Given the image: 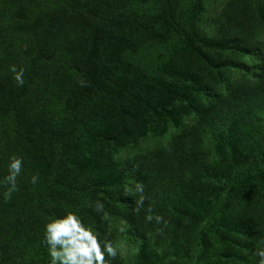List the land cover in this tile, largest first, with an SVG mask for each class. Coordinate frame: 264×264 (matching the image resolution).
<instances>
[{
  "label": "rangeland",
  "instance_id": "rangeland-1",
  "mask_svg": "<svg viewBox=\"0 0 264 264\" xmlns=\"http://www.w3.org/2000/svg\"><path fill=\"white\" fill-rule=\"evenodd\" d=\"M108 1H96L91 8L77 12L61 8L52 16L46 15L40 21L35 20V32L29 46H25L16 57L7 59L1 40L6 35L4 32L15 23L14 18L21 17V14H14L13 18L0 15V90L3 91V98L11 100L15 92L21 93V88L26 87L27 84L22 87L17 85L11 71L13 66L18 70L23 68V79L29 84L27 92L31 87L38 89L42 108L46 112L38 115V122L27 137L29 142L26 146L20 144L9 156L0 148V177L4 176L3 166L8 163L10 156L26 155L45 170L42 173L47 179L43 188L42 185H31L28 190L21 191V198L18 190L7 201L2 195L4 188L0 187V264H50L48 250L42 244L43 227L51 218L62 217L68 212L80 217L85 226L97 234L99 240L112 244L117 255H105L106 264H258V258L253 253L261 246L259 242L264 240V203L261 201L264 170L263 174H250L246 170L251 164L242 165L241 170L247 174L243 183L234 192L225 189L230 188L223 187L225 183L219 184L220 199L229 196L228 200L214 206L215 209H208L203 217L192 209L199 205L201 198L196 195L187 197L190 207L186 204L185 207H188L189 223H186L188 218L183 220L175 213L179 210L174 211L171 207L169 210L165 206L177 197L176 189L173 188L168 200L154 202L162 204L152 209L154 212L150 214L153 217L161 216L163 220L160 223H156L155 219L148 222L144 216L140 218L137 208H129L127 205L131 196L141 194L136 191L138 185L144 188L145 183L141 178L137 177L134 182L118 187L119 178L107 170L92 173L91 182L86 180V177L91 176L83 168L76 171L58 165L65 161L61 157L60 147L56 146L59 141L56 137L63 133L61 128L50 125L55 115L50 110L60 105L62 107L67 101L69 108L74 107L72 97L75 87L72 81L75 82L76 74L63 72L67 60H79L80 67L96 69L100 67L97 55H109L104 59L108 62L115 51L119 53L124 47L125 50L131 49L133 44H141L147 37H156L157 43L175 42V57L171 67H164L160 74L148 70H137L136 73L131 71L134 73L132 76H120L108 86L117 95L121 88L133 90L130 105L136 109V117L144 110H138L139 101H152L154 96L171 110L176 100L183 95L182 91H187L183 79L190 74V79L194 76L197 78L194 80H204L205 94L201 100L209 97L212 90L220 93V98L233 99L245 82L255 79V74L258 75L256 69L263 67L262 64L257 65L256 58L259 56L264 60V32L259 36L256 33L259 29L263 31L264 7L258 10L257 28L250 26L253 38L241 34L239 30H230L240 7L244 3L249 4L251 0H111L107 4ZM256 1L264 6V0ZM76 14L82 17L79 22ZM86 14L87 17H83ZM106 27L108 30H105ZM227 33L238 38L245 36L256 48V52L246 56L230 43L223 45L219 41L220 44H215L218 38H223ZM128 38L131 40L127 42ZM224 46L225 51L222 49ZM112 61L113 58L109 63ZM112 63L109 67H121L115 70L119 69V74L122 69H127L125 67H130L128 59H123L121 55L116 63ZM166 76H170L169 80L183 77L178 82L168 84L161 82ZM123 97L120 94L122 102ZM3 98L0 93V106ZM18 112L22 114L26 110L20 109ZM196 124L198 121L194 118L188 120L181 129H171V133L174 132L171 138ZM9 136L14 140L13 135L2 127L0 144L1 140L5 141ZM149 141L130 142L127 146L128 154L140 156L141 162L147 156L144 149ZM246 142L250 145L249 142L256 141L254 137L251 140L250 136ZM259 158L261 156L256 159ZM185 160L168 161L169 164L164 168L165 174L175 181V186L183 182L191 183L189 170H194L192 174L197 172L199 177L201 175L204 178L213 170L224 169L221 163L208 159H204L203 165L197 167L193 160L190 163ZM86 181L90 182L87 186L89 191L83 195ZM105 184L108 185L106 188ZM144 196L143 204L146 205L149 201ZM113 197H118L120 203H112ZM127 197L128 200L125 199ZM136 200L139 201V197ZM141 223H152L160 228L168 225L170 234L165 231L157 243L150 239L151 234L146 227H139ZM193 248L196 255L190 253ZM191 256L194 258L191 259Z\"/></svg>",
  "mask_w": 264,
  "mask_h": 264
},
{
  "label": "trees",
  "instance_id": "trees-1",
  "mask_svg": "<svg viewBox=\"0 0 264 264\" xmlns=\"http://www.w3.org/2000/svg\"><path fill=\"white\" fill-rule=\"evenodd\" d=\"M96 1L101 0H0V15L4 14L5 17L13 18L14 14H21V17L14 18L13 22L16 24L8 25L10 28L4 32L6 35L1 40L4 45L5 58L16 57L25 46H29V41L35 32V20L39 19L40 21L46 15L52 16L61 8L73 12L89 9L93 4H96ZM110 2L111 0L107 4ZM263 7V4L256 0H251L247 5L244 3L238 14L235 15L236 21L230 26V30H239L241 34H247L254 38L250 34V26L257 28L258 10ZM21 10L24 12L22 13ZM253 10L257 11L254 13ZM175 12L176 9L172 11L173 14ZM250 12H252L251 15ZM108 13H106L107 16H112ZM83 17H87V14ZM76 18L78 22L82 19L78 14H76ZM245 28L248 30L246 31ZM105 30H108V27ZM260 30L256 33L258 36L263 34L264 24L263 31ZM221 38L222 36L217 39L218 42L215 44L230 43L242 55L246 56L250 52H256V48L245 36L238 38L236 35L227 33ZM128 40L131 39L128 38L127 42ZM169 42L173 43V41ZM170 44L157 43L156 37L152 39L147 37L141 44H133L131 49L125 50L126 47H124L119 50V53L115 51L110 58V60L113 58L112 62L116 63L118 56L121 55L123 59H128V64H130V67L122 69L120 74L121 67H116L119 69L115 71V67H109L113 63H109L110 60L108 62L104 60L105 57H110L109 55H97L100 67L96 69L80 67L79 60H67L63 72L76 74L75 82L72 81L75 87L72 97L74 107L69 108L67 101L62 104V107L60 105L57 109L51 108L50 111L55 115L50 125L62 129L63 134L56 137L57 141L59 140L56 146L60 147L61 157L65 159L58 163L61 168L71 167L76 171H81L83 168L84 172L91 176L86 177L87 181L92 179V173L96 174L107 170L109 174L119 178L118 187L134 182L137 177L141 178L145 183V189L143 188L141 194L137 193L134 197L131 196L127 204L129 208L134 207L139 210L140 218L142 216L146 218L152 214L154 212L152 209L162 204L154 202L168 200L171 197L172 189L175 188L176 199L171 203H166L165 206H168L169 210L170 207L174 211L179 210L175 213L183 220L188 218L186 223H189L191 222L188 213L190 206L187 197L196 195L199 199L201 198L199 205L192 209L200 217H203L208 209H215L214 206H219L221 202L225 203L228 200L229 196L220 199L219 184L225 183L223 187L230 186L225 189L234 192L243 183V178L247 175L246 171L250 174H263L264 152L261 153V151L264 149V62H262L264 60L257 56V65L262 64L263 67L256 69L258 75L255 74V79L245 82L243 87L236 91L233 99L220 98V93L212 90L209 92V97L201 100L205 94L204 80H194L197 79L194 76L190 79V74L183 79L188 87L187 91H182L183 95L178 101L176 100L175 106L171 110L165 107L157 96H154L152 101L147 99L139 101L138 110H144L139 112V117H136V109L130 105L133 90L127 87L121 88L117 95V93H112L113 89L108 87L109 83L116 82L120 76H132L133 72L136 73L137 70L162 73L163 68L171 67L174 61L172 59L175 57V42ZM225 48L224 46L222 49ZM169 77L161 79V82L175 83L183 76L176 80H169ZM24 84H27L26 87L21 88V93L15 92L16 94L12 96L11 100L4 99L3 91L0 90L3 98V104L0 106V130L3 127L14 138L13 140L9 136V139L1 140L0 148L6 156H9L17 146L20 147V144L27 145L29 142L27 137L30 135L32 127L37 124L38 115L46 113L42 108L43 103L40 101L38 89L31 87L27 92L29 84L27 81H24ZM17 94L24 95L18 96ZM120 94L125 96L123 102ZM20 109H25L26 112L20 114L18 112ZM194 118L197 119L198 124L187 130H181V133H177L171 138L174 133H171V129L173 131L181 129L188 120ZM103 131L106 133H102ZM250 136L251 140L254 137L256 142H249V145L246 139ZM146 139L151 141L146 144L144 149L147 151L146 158L140 162V156L128 154L127 146L132 141L143 142ZM164 143H167L165 147ZM138 149L142 148L138 145ZM259 156L261 158L256 159ZM20 157L24 160L22 174L18 177L21 198L23 194L21 191L28 190L32 185L29 182L31 176L39 177L36 185H42L41 188L46 186L47 179L43 176L45 170L35 163L32 157L26 155ZM182 158L186 159L185 161L188 163L193 160L196 167L203 165L204 159H208L218 162V164L221 163L224 169L213 170L204 178L201 175L199 177L197 172L192 174L194 170H189L191 183L183 182L175 186L173 185L175 181L170 175L165 174L164 168L171 160L177 162ZM248 164H251V167L243 173L241 166ZM6 165L7 163L3 166V175H6ZM87 181L83 188L84 191H82L83 195L89 191L87 186L90 182ZM106 186L108 185L105 184L104 188ZM140 196H144L150 203L138 205L136 199L138 197L140 199ZM125 199L128 200V197ZM18 200L20 199L18 198ZM261 201L264 203V189H261ZM111 202L119 204L120 199L113 197ZM185 204L188 207H185ZM139 227L141 229L146 227L151 234L150 239L156 242L161 241L165 231L170 234L168 225L160 228L155 227L152 223H141ZM199 250L202 252V249ZM190 253L196 255V250L193 248ZM193 258L191 256V259Z\"/></svg>",
  "mask_w": 264,
  "mask_h": 264
},
{
  "label": "clouds",
  "instance_id": "clouds-1",
  "mask_svg": "<svg viewBox=\"0 0 264 264\" xmlns=\"http://www.w3.org/2000/svg\"><path fill=\"white\" fill-rule=\"evenodd\" d=\"M14 80L18 86L24 85V69L11 68ZM24 167L22 157L12 155L6 165V175L0 177V187L4 200H9L12 194L19 190L18 177L21 176ZM39 177L31 176L30 183L35 186ZM137 192L142 193L143 188L137 186ZM143 204V196L137 202ZM100 207V205H98ZM155 219L160 223L163 217L148 215L146 220L151 222ZM166 223V222H165ZM253 255L258 258V264H264V240H261ZM42 244L47 248L50 264H106L105 255L115 257L116 250L111 243L101 241L89 227L85 226L80 217L73 212H68L62 217L51 218L43 227Z\"/></svg>",
  "mask_w": 264,
  "mask_h": 264
}]
</instances>
